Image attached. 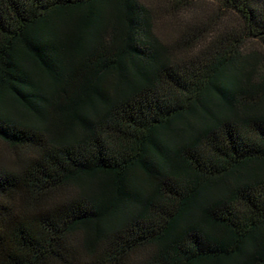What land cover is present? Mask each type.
I'll return each instance as SVG.
<instances>
[{
	"label": "trees",
	"instance_id": "obj_1",
	"mask_svg": "<svg viewBox=\"0 0 264 264\" xmlns=\"http://www.w3.org/2000/svg\"><path fill=\"white\" fill-rule=\"evenodd\" d=\"M216 1L180 47L142 0H0V264H264V0Z\"/></svg>",
	"mask_w": 264,
	"mask_h": 264
},
{
	"label": "rangeland",
	"instance_id": "obj_2",
	"mask_svg": "<svg viewBox=\"0 0 264 264\" xmlns=\"http://www.w3.org/2000/svg\"><path fill=\"white\" fill-rule=\"evenodd\" d=\"M142 1L154 10L157 35L164 42L180 47L191 45L197 37L200 41L196 42L208 40L227 26L238 23L236 15L216 0H194L187 5L177 0ZM247 44L258 48L254 42Z\"/></svg>",
	"mask_w": 264,
	"mask_h": 264
}]
</instances>
